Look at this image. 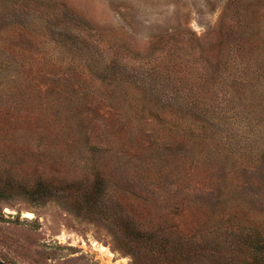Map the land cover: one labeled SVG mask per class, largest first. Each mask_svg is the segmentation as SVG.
<instances>
[{
  "label": "rangeland",
  "instance_id": "374dc122",
  "mask_svg": "<svg viewBox=\"0 0 264 264\" xmlns=\"http://www.w3.org/2000/svg\"><path fill=\"white\" fill-rule=\"evenodd\" d=\"M0 190L7 264H133L158 219L263 230L264 0H0Z\"/></svg>",
  "mask_w": 264,
  "mask_h": 264
},
{
  "label": "trees",
  "instance_id": "16d2710c",
  "mask_svg": "<svg viewBox=\"0 0 264 264\" xmlns=\"http://www.w3.org/2000/svg\"><path fill=\"white\" fill-rule=\"evenodd\" d=\"M15 180L9 177L6 182ZM100 186L95 179V188ZM225 216L212 215L200 228L189 230L158 219L151 231L138 229L130 237L139 250L127 254L133 264H264V229L255 228L252 219Z\"/></svg>",
  "mask_w": 264,
  "mask_h": 264
},
{
  "label": "water",
  "instance_id": "95a60500",
  "mask_svg": "<svg viewBox=\"0 0 264 264\" xmlns=\"http://www.w3.org/2000/svg\"><path fill=\"white\" fill-rule=\"evenodd\" d=\"M0 264H7V263L4 262V261L0 258Z\"/></svg>",
  "mask_w": 264,
  "mask_h": 264
}]
</instances>
